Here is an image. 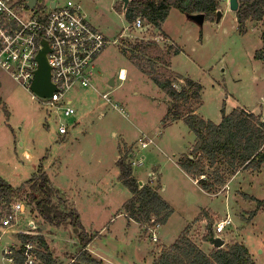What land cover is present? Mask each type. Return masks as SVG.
Returning a JSON list of instances; mask_svg holds the SVG:
<instances>
[{"label": "rangeland", "instance_id": "rangeland-1", "mask_svg": "<svg viewBox=\"0 0 264 264\" xmlns=\"http://www.w3.org/2000/svg\"><path fill=\"white\" fill-rule=\"evenodd\" d=\"M69 1L81 7L109 44L95 62L94 88L68 95L77 114L62 119L69 126L65 136L59 133L55 112L47 111L0 71V176L16 189L26 187L14 201L24 206L17 226L0 228L2 246L16 244L19 249L20 234L43 236L58 264H72L78 256L76 230L68 223L51 226L29 204L28 183L44 172L57 191L54 201L60 198L62 209L77 211L87 233L100 234L88 249L106 264H154L188 226L190 239L209 251L214 246L205 244L204 238L225 219L232 221L219 237L225 245L243 244L256 264H264V204L258 207L251 200L264 201V165L259 171H239L224 188L203 191L180 167L192 155L194 133L183 120H174L169 98L130 60L142 41L157 43L166 59L179 49L170 67L183 79L173 84L177 90L186 80L202 86V100L193 106L198 116L219 124L225 107L227 114L241 108L264 120V62L255 60L263 47V23L248 22L242 32L229 0H219V22L214 15L201 26L174 9L161 33L142 20L141 27L130 26L123 0H59V4ZM150 54L157 57V49L150 48ZM153 63L157 69L161 66L158 60ZM121 157L132 165L141 187H160V195L174 209L166 226L152 222L146 233L126 218L123 207L131 194L119 179L116 163Z\"/></svg>", "mask_w": 264, "mask_h": 264}, {"label": "trees", "instance_id": "trees-1", "mask_svg": "<svg viewBox=\"0 0 264 264\" xmlns=\"http://www.w3.org/2000/svg\"><path fill=\"white\" fill-rule=\"evenodd\" d=\"M239 4L237 23L242 32H246L248 22L263 23L261 36L263 47L255 53V60L264 62V0H239ZM219 6V0H135L125 11V19L130 26L140 19L163 33L162 27L174 9L187 17L204 14L205 18H211L217 15ZM164 36L168 39L167 34ZM152 47L157 49V57L150 54ZM135 49L137 53H134L130 60L169 98L170 114L174 120H183L196 137L192 155L183 159L180 167L193 177L203 191L212 193L216 189L226 187L229 178L234 177L239 171L262 169L264 120L261 115L241 108L227 114L223 107L219 124L201 118L195 113L193 106L200 104L202 100V86L186 80L184 87L177 90L173 84L174 81L183 79L173 73L170 67L171 57L178 55L180 50L175 49L171 57L166 59L165 51L155 42L142 41L135 45ZM156 60L161 63L158 69L153 63ZM2 104L0 97V105ZM116 165L120 172V181L131 194L130 200L123 207L129 222L145 228L146 233L149 232L147 226L152 222L160 227L166 226L174 209L160 195V187L154 188L151 185L141 187L133 176L132 165L127 163L125 157H121ZM211 169L212 174L208 172ZM28 184L29 204L36 206L41 219L57 228L68 223L76 230L81 250L72 264H106L92 256L88 249L97 242L100 234L87 233L77 211L62 209L63 201L60 198H57L58 202L54 201L57 191L53 189L48 175L40 172ZM25 188L22 186L16 189L0 176V225L7 214V208L26 192ZM251 200L257 202L258 207L264 204V201L254 197H251ZM189 229L190 226L171 246L165 247L154 264H256L249 249L240 243L228 244L220 249L213 248L209 252L204 251L190 239ZM19 239L23 244L38 245L36 254L41 264H58L43 236L20 234ZM213 239L214 236L209 231L204 241L212 243ZM24 250L22 247L13 250V254L7 255L6 258L12 260L14 264H26Z\"/></svg>", "mask_w": 264, "mask_h": 264}, {"label": "built area", "instance_id": "built-area-1", "mask_svg": "<svg viewBox=\"0 0 264 264\" xmlns=\"http://www.w3.org/2000/svg\"><path fill=\"white\" fill-rule=\"evenodd\" d=\"M135 24L141 27L140 19ZM44 41L49 48L51 81L57 87L54 96L48 99L40 98L31 90ZM108 44L76 3L69 1L61 5L59 0H36L32 9L28 0H0V71L29 91L32 99L47 111L55 112L60 121V135L69 132V126L62 119L77 114L68 95L76 89L94 88V65ZM108 97L103 95L107 101ZM10 207L0 225L4 231L17 226L19 214L24 212V206L19 203ZM231 225L230 219L218 222L213 231L214 238L221 237ZM21 247L25 249L26 264H41L36 254L37 246L29 243ZM13 250L17 249L3 250L4 257L12 255Z\"/></svg>", "mask_w": 264, "mask_h": 264}, {"label": "water", "instance_id": "water-1", "mask_svg": "<svg viewBox=\"0 0 264 264\" xmlns=\"http://www.w3.org/2000/svg\"><path fill=\"white\" fill-rule=\"evenodd\" d=\"M28 2H29V7L33 9L35 7L36 0H28ZM123 2L125 4L124 10L126 11L129 5V0H123ZM229 7L232 12L238 13L240 8L239 0H229ZM188 18L198 23L201 26H203L205 23L204 14L191 15ZM217 18L219 22L222 18L221 11L217 12ZM43 45H44V49L40 52L38 56L39 67L35 73V80L31 85V90L35 94H37L40 98L48 99L54 96L55 92L57 91V87L53 85L51 81V68L48 63V53H49L48 43L44 41ZM111 86H113V83H111ZM212 243L214 248H218V249L223 248L225 246V241L222 240L221 238H214Z\"/></svg>", "mask_w": 264, "mask_h": 264}, {"label": "crops", "instance_id": "crops-1", "mask_svg": "<svg viewBox=\"0 0 264 264\" xmlns=\"http://www.w3.org/2000/svg\"><path fill=\"white\" fill-rule=\"evenodd\" d=\"M222 119V118H221ZM236 178H234V180H235ZM80 215V214H79ZM81 217V216H80ZM84 226V225H83ZM5 235V234H4ZM3 236V235H2ZM18 241V240H17ZM19 242V241H18ZM21 243V242H20ZM203 245H205V244H207V242L204 244V243H202ZM2 246V241H1V236H0V247ZM11 245H5V246H2L1 247V253H0V257H1V259H0V264L1 263H4V262H7V263H11V264H14V262H11L8 258H5L4 257V254H3V250H5V248H7V247H10ZM20 246V245H19ZM12 247L13 248H17V246H16V244H13L12 245ZM201 248H203V247H201ZM204 250V249H203ZM212 250V249H211ZM211 250H209V251H211ZM205 251V250H204ZM208 250L206 251V252H209Z\"/></svg>", "mask_w": 264, "mask_h": 264}, {"label": "bare ground", "instance_id": "bare-ground-1", "mask_svg": "<svg viewBox=\"0 0 264 264\" xmlns=\"http://www.w3.org/2000/svg\"><path fill=\"white\" fill-rule=\"evenodd\" d=\"M122 72H123V74H122V75H123V76H125V74H124V73H125V72H124V70H123Z\"/></svg>", "mask_w": 264, "mask_h": 264}]
</instances>
